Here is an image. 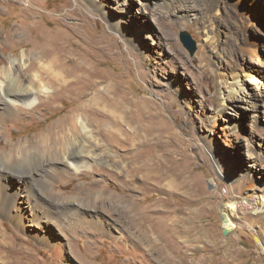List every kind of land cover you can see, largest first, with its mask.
Returning <instances> with one entry per match:
<instances>
[{
  "label": "rangeland",
  "instance_id": "obj_1",
  "mask_svg": "<svg viewBox=\"0 0 264 264\" xmlns=\"http://www.w3.org/2000/svg\"><path fill=\"white\" fill-rule=\"evenodd\" d=\"M148 1L0 0V70L13 60L16 76H24L29 62L22 71L23 53L50 37L53 47L61 46L57 54L69 68L83 61L97 68L102 81L98 89L81 84L67 92L54 85L59 100L23 108L20 116L2 123L0 163L6 154L21 158L10 153L13 146L56 131L86 99L96 93L103 99L106 90L101 89L111 83L133 100V122L126 128L138 133L144 156L139 158L150 165V170H138L142 161L135 162L133 151L129 155L125 148L114 147L126 157L129 174L98 163L93 171L57 177L48 187L40 184L43 198H34L33 209L23 196L24 185L9 177L8 195L0 196V264H169L172 254L186 257V264H198L207 245L208 257L214 255L218 262L264 264V214L239 208L234 215L237 228L228 235L223 217L227 205L264 190V67L246 51L256 47L264 61V0H237L241 14L237 1L214 0V9L200 7L199 20L180 3L161 16V8L153 4L158 0ZM222 8L231 12L216 15ZM233 22L242 29L233 28ZM13 28L23 29L25 35L11 36ZM184 32L195 43L193 55L181 40ZM236 64L252 68L259 81L247 82L246 90L217 111V95L227 91L217 75L229 77ZM106 75L109 82L104 81ZM21 166L9 163L13 171ZM17 188L21 199L4 214L1 200L9 194L12 200ZM40 202L49 205L51 215L37 208L43 206ZM131 203L144 208L150 218L185 225L189 238L198 240L186 237L181 254L171 246L168 252L160 250L166 243L147 231L148 223L141 224ZM95 208L113 223L118 220L122 235L116 229L98 230ZM75 212L90 216L84 220L73 217ZM225 247L240 254L225 258Z\"/></svg>",
  "mask_w": 264,
  "mask_h": 264
},
{
  "label": "bare ground",
  "instance_id": "obj_2",
  "mask_svg": "<svg viewBox=\"0 0 264 264\" xmlns=\"http://www.w3.org/2000/svg\"><path fill=\"white\" fill-rule=\"evenodd\" d=\"M90 1L94 3L96 0ZM124 2H127V0H124ZM139 2L143 4V2L146 3L149 1L139 0ZM174 3L182 4L181 9L193 16L195 20H199L198 12L200 11V7L207 11L214 9V0H158L154 1L153 4L161 8V11L158 12L159 15H161L162 13H168V11H170L168 8ZM239 5L240 2L237 1V13L241 14L238 7ZM230 12L231 11L223 10L222 8V10L219 9L217 11L216 15L228 14ZM234 15L236 16V14ZM232 26H235L233 27L235 29H242V25L238 22H233ZM24 35L25 32L23 29L13 28L11 36L20 37ZM49 38L44 37L46 42L44 41L45 43L43 45H35L30 52L23 53L20 63V65L22 64V71H24L27 63L29 62L26 69L28 73L24 74L25 77L23 75L16 76L15 70L17 68V63L13 60L9 62V66L7 68L0 70V125L14 119V117L23 112V108L32 110L34 108H38V106H42L43 103L47 104V102L56 100V91H53V87H55L54 85L58 86L57 88H60L61 91L65 90V92L70 91L71 89L74 90V88H77L81 84L86 87L91 86L92 88H99L98 84L102 81H98V79L101 78V74L98 72L97 68L95 69L90 65L85 66V62L83 61V63L79 62L73 68H69L67 66L69 63L65 62L60 54H57L60 53L61 46L59 47L55 45L56 47H53L54 41H51L52 39L49 40ZM206 39H210V35H208ZM255 48H247L246 51L252 57H255L264 67V61L261 59L257 52L258 50ZM233 51L234 50H231V54L235 56L236 52ZM30 54L33 55V60H30ZM85 68L88 72H84ZM104 81H110L108 76L105 77ZM258 81V74L246 65L242 66L236 64L229 77L225 74L219 73L217 75V82L218 84L223 85L227 91L226 93L223 91L218 93L217 111L220 110V107L227 106L228 100L232 99L235 94H240L246 90L248 88L247 82L257 84ZM108 85L109 89H101L103 91L106 90L103 99L99 98L100 95L98 93H96V96L86 99L76 112L67 117L64 123L61 122L63 124L59 125L56 131L51 130L43 132L26 142L13 146L10 153H19L22 157L16 158L18 155H14L15 157H12L6 154L4 156L5 162L3 164L0 163V196L7 197L8 186L5 180L9 177L14 178L19 183L24 185L23 196L26 198V202L29 203L30 209H33L34 205L32 201L34 198H43L42 186H40V184L45 183L48 187L50 186L48 181L54 179L56 180L57 177L66 174L79 175L83 171H93L96 167L95 165L98 163H104L110 167H114L120 172V174H129L127 164L124 162L126 157L123 156L124 158H122L119 154H117V152L114 151V147L125 148L126 153L129 155L130 151H133L132 155H134L133 157L135 162L142 161V164L139 165L141 167H139L140 169L138 170H150L149 162L145 160V158H139L140 154H142L140 150L142 141L138 140V133L132 131L134 132V134H132L130 131L132 129L129 130L126 128L127 125L131 126V122H133L132 114L130 113L129 108V106L132 105L133 100L127 97V93H124L122 87L118 86L117 88H114L111 83ZM61 91H58V93ZM76 96L77 95H75V97ZM57 99L59 100V97ZM92 106L99 108H94ZM96 112L100 113L98 117L93 114ZM93 115L96 118L93 117ZM66 134L67 136H64ZM110 140L113 141L112 144L109 143ZM142 157H144L143 154ZM14 161H18L22 165L21 167L16 168L15 171L11 170L9 167V163ZM112 163L118 167L113 166ZM48 178L49 180H47ZM19 189L17 188L14 190V193L11 194L13 196L12 200L10 198V194L9 199L1 200L2 212L4 214L14 208V205H16L19 202V199H21ZM40 203L41 206H43L40 207L37 204V208L45 213H48V215H51L52 211L49 205L44 202ZM242 207L250 210L252 209L257 214H264V190L262 195H250L244 199V202L240 200L234 201L225 207L223 213L224 227L228 230V233L237 228L234 215L235 212ZM130 210L136 213V216H141V224L144 222L148 223L147 231L149 230L158 234L159 238H161L160 240L166 243V245L162 244L163 246L160 247V250L168 252V249H170L171 246L174 247L175 250L179 251V254H181V246L184 248L187 247L185 246L188 242L186 237L189 238L188 233L190 232V229L185 225L179 227L175 225L176 227H174V223L169 224L167 220H161L158 216L150 218L146 215L145 211H143L145 210L144 208L141 209L134 203H131ZM71 211L73 210L71 209ZM86 213L87 212H77L72 215L73 217L80 216V218L86 220L90 216ZM65 216L67 217L68 214L65 213ZM93 217L96 218L95 225L98 230L102 232H110V230L116 229L119 231V235H122L120 228V225L122 224L118 220H115L113 223L112 220L106 219L104 214L96 208ZM184 222L186 221L184 220ZM145 237L147 242L151 243V238L148 236L147 232ZM189 239L192 242L198 240L196 237ZM210 239H212L213 242L216 241V238L213 236H210ZM257 240L261 244L260 239L257 238ZM202 252H204V254L198 259V264L233 263L226 259L223 262H218L214 255L208 257V253L210 252V246L208 245L202 247ZM239 254V249L231 252L229 248L225 247L223 257L226 258L228 255L238 256ZM179 257L180 258L177 259V256H174L173 254L168 256V263L186 264V257ZM236 258L237 257H235V259ZM193 261L194 260L192 259L191 263ZM193 264L197 263L194 262Z\"/></svg>",
  "mask_w": 264,
  "mask_h": 264
},
{
  "label": "water",
  "instance_id": "obj_3",
  "mask_svg": "<svg viewBox=\"0 0 264 264\" xmlns=\"http://www.w3.org/2000/svg\"><path fill=\"white\" fill-rule=\"evenodd\" d=\"M181 40L184 45L188 48L191 55H193L196 51L195 43L192 41L190 35L187 32L182 33ZM224 235H228V230L224 229Z\"/></svg>",
  "mask_w": 264,
  "mask_h": 264
}]
</instances>
